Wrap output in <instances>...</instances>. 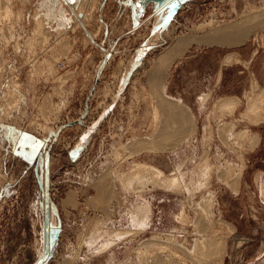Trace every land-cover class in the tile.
I'll return each mask as SVG.
<instances>
[{
	"label": "rangeland",
	"instance_id": "rangeland-1",
	"mask_svg": "<svg viewBox=\"0 0 264 264\" xmlns=\"http://www.w3.org/2000/svg\"><path fill=\"white\" fill-rule=\"evenodd\" d=\"M119 1L131 3L128 13ZM162 10L166 14L160 17ZM119 13L121 19L112 23ZM258 19L264 22V0H0V264H264V27ZM239 22L249 37L240 44L203 41L212 29ZM189 36L197 38L191 50L217 51L205 59L211 66L205 86L211 88L219 77L204 109L213 120L197 121L195 135L170 146L173 141L160 134L167 111L159 107L148 73L178 37ZM113 48L116 71H99ZM136 79L149 103L160 108L158 121L153 115V135L122 136L111 117L104 123L110 128L91 139L101 120L97 110H106L125 83L131 82L136 96ZM165 86L163 98L173 101ZM256 95L259 109L253 115L249 102ZM85 97L93 99L92 111L75 122ZM232 98L240 103L221 109ZM170 125L169 130L176 127ZM156 132L169 148L129 154L131 141L152 139ZM255 136L258 143L251 147ZM90 139L91 147L82 152ZM138 163L153 164L166 175L183 173L182 190L124 189L121 175ZM242 165L235 191L222 174ZM107 176L111 183L101 184ZM177 196L184 202L183 220L180 213L172 216ZM207 197L214 201L203 215L198 204ZM143 202L151 211L141 230L131 221ZM117 230L133 231L112 244L128 242L126 262L124 247L116 259L109 249L98 251ZM204 239L207 244L195 252L196 242ZM217 245L224 247L222 255L214 253Z\"/></svg>",
	"mask_w": 264,
	"mask_h": 264
},
{
	"label": "bare ground",
	"instance_id": "bare-ground-1",
	"mask_svg": "<svg viewBox=\"0 0 264 264\" xmlns=\"http://www.w3.org/2000/svg\"><path fill=\"white\" fill-rule=\"evenodd\" d=\"M162 8H164V7H162ZM5 10H6V14L7 15H10L12 13L11 10H10V6L9 5L6 6ZM163 10H165V9H163ZM163 10L160 13V17H162L164 14H166L165 13L166 10L164 12H163ZM167 12H168V10H167ZM261 14H263V13L261 12ZM257 16H258V14H257ZM37 22H38V27L37 28L40 29L42 23H41L40 20L39 21L37 20ZM259 25L264 27V22L262 20L260 22V20H259ZM245 32L246 31L243 29V24L239 22V23H236V24H233V25H229V26H225V27H221V28H216L215 30L212 29V32L210 34H208L203 41L205 43L209 44V45H215V44L223 45V46L224 45L225 46L237 45V44H240L241 42H243L245 38H249V37H247L248 36L247 32L246 33ZM196 41H197V38L193 37V36L178 37V39L173 44V46H171L170 50L166 51L165 53H163L162 55L159 56L158 60L156 61L155 65H154V68L152 67L153 69L151 70V73L150 72L148 73L149 74L148 82H149L150 86L152 87L151 91L153 90L152 91V92H154L153 94H155V97L159 99V104H158L159 107H163L167 111V114L164 117V119L161 118L162 120H164V125L167 124V123L170 125L172 122H174V123H172L173 125L171 124L172 126H174L176 124V127H174L175 129L172 128V126L170 125L171 127L169 126V128H172L170 130L167 128L168 124L166 126H164V127L162 125L158 124V125L161 126V128H163V131L160 132V134L164 138H168V140L170 141L169 143H171L172 141L175 142V141L178 140L176 143L172 142L171 145L168 143V145H170V146H173V145H176V144L178 146L179 144L183 143L185 140L188 139V137L191 134V128H193L192 127V123H193L194 120L189 115V113L183 108L184 104L182 105V104L179 103V101H176V100H173V101H169L168 100L167 101L165 98H163L161 89L165 86V82L167 81V77H168V72H169L170 66H171L174 58L176 56H178L179 54H182L184 51L188 50V48H190ZM158 99H157V101H158ZM232 100H233V98H232ZM235 100L230 101V102L227 101V102H223V103H221L222 100H220L221 101L220 102L221 103L220 106L222 108L220 106H219V108L223 109V106L224 107L227 106L228 108L230 107L229 108V110H230L232 108L231 105H235V104H237L239 102V99L236 100L237 103L234 102ZM258 100H259V97L256 95L253 98H251V100L249 102V112H251V113L254 112V114L252 113L253 115H255V111L257 109H259V106H258L259 105L258 104L259 101ZM184 106H186V105H184ZM158 108L157 109L155 108L156 110H155V113H154L156 121L159 120L158 116L160 114L159 113V109L160 108L159 109ZM228 108H226V110ZM251 118L255 119L256 116L254 118L253 117H251ZM259 120H261V119L259 118ZM169 121H172V122L169 123ZM252 121H254V120H252ZM162 123L163 122H161V124ZM227 126H226V128H227ZM194 127H195V124H194ZM159 128H158V131L159 130L161 131V129H159ZM166 129H168V130H166ZM157 132H156V135H154V136L158 137V138H155V140H154V136H153L152 139L151 138H145V139L144 138H141V139L136 138L133 141H131L129 143V149L131 150V152L128 151L129 154L132 155L134 153L141 152V150H148V151H151V152L152 151H158V150L160 151V150H164L162 148H165L166 146H167V148H169L168 145L166 144L167 143L166 141H168V140L165 139V141H164L165 143H163L162 142L163 137L159 138V136L157 135L159 133H157ZM225 132H229V131L227 130ZM245 132H247V131H245ZM192 134H193V131H192ZM226 134L228 135V133H225V135ZM170 137H171V139H172V137H174V139L171 140V139H169ZM175 137L177 139H175ZM258 139L259 138L257 136H255V139L252 138L253 144H251V147L255 146L258 143ZM165 144H166V146H165ZM80 145L75 150V152H79L80 151V147H81ZM174 148H175V146H174ZM229 168H230V170L228 172H224L222 174V176L226 177L228 175L229 176L228 177L229 184L234 188L235 191H237L239 186H240L241 178H242V175H243L242 174L243 165L240 166V167H238V166L237 167H235V166L231 167L230 166ZM107 178H108V176L107 177H103L102 180H101L103 182L101 184H103V183H106V184L111 183V181L109 182L107 180ZM183 179H184L183 173H181V172H180V174H177V173L173 172L172 174L166 175V173L163 172V170L161 168H159V167H157V166H155L153 164L138 163V164L135 165V167H133L131 170H129L128 173H126V174L124 173L123 175H121L120 183H121V186L124 189L128 188V189H130L132 191L142 190V189L146 188L147 186L148 187L149 186H155V187H161V188H165V189L167 188V189H171L173 191V190H180V189L182 190V188H183V183H182ZM99 188H100L101 192L104 193L105 188H107V187H106V185H103V186H100ZM262 196H263V200H264V184H263V187H262ZM95 201H97V200H95ZM213 201H214L213 198L207 197V198H205L203 201H201L198 204V205H201L200 211H201V213L203 215H205V211L210 208L209 206L211 205V203ZM143 203L145 205L143 207H139V209L137 210L138 213L133 217V220L131 221V224L134 221V223H136V226L138 227V229L140 228L141 230L145 229L147 224L149 223L148 220H149V215H150V211H151L150 210V205L145 203V202H143ZM196 210H197V208L195 209V211ZM179 215L178 216L180 218L178 217V219H180V220L182 219L183 220L185 218V211H183V209H182V211L180 212ZM196 217H199V216L197 215ZM98 233H99V231H98ZM130 233L133 234V231L130 232V231L117 230V231L112 232L109 235L110 236L109 239H107L105 242L102 243V246L100 247V249L98 251H100V252L103 251L104 252V251L110 249L111 247H113L112 244L116 243L115 240L123 239L124 237H126ZM89 240L91 241L92 239H89ZM207 240L208 239L197 241L194 251L198 252V251L202 250L203 246L207 244ZM114 241H115V243H114ZM210 241L211 240H209V242ZM214 253L222 255L224 253V247L221 246V245H217L215 250H214Z\"/></svg>",
	"mask_w": 264,
	"mask_h": 264
},
{
	"label": "crops",
	"instance_id": "crops-1",
	"mask_svg": "<svg viewBox=\"0 0 264 264\" xmlns=\"http://www.w3.org/2000/svg\"><path fill=\"white\" fill-rule=\"evenodd\" d=\"M119 4H120L119 5L120 10L122 12L128 13V11L131 9V3H129L128 1H123V2L119 1ZM138 5L139 3L136 4L135 9L139 10V12L141 13L142 7H139ZM236 8L237 6L234 5V7H232L231 9L235 11ZM121 13L115 16L112 23H116V22L118 23V21L121 19L120 17ZM128 20L130 22L131 18L128 17ZM140 21L142 22V19H140ZM114 39L115 37H113L109 41H112ZM191 48L190 49L188 48L189 50H187L186 52L184 51L182 54H179L174 58L171 64L172 66L168 73L165 92L172 99L179 101L182 105L183 104L186 105L185 108L188 107L187 110H189V112L192 114L194 120L193 123L195 124L194 127V124L192 123L193 128H191V134L193 131L192 134L193 136L199 130V126L197 127V121L213 120L209 118V115H206L204 109L206 110V105L208 104L207 97L208 96L211 97L213 96L214 93L217 92L219 77L217 79V82L215 81L216 84L214 83V86H211V88H207L208 86H205L207 81H209L208 75L210 74V69H211L210 64L207 65L205 64V59L211 57V55L216 56L217 51H210V48H204V47L195 50H191ZM250 51L253 57L258 53L256 48L254 47L251 48ZM243 52H244L243 50L240 52L241 56ZM107 53L108 56L110 54H114V55L112 56V58H110V60H107V62H105L106 63L105 68H102L99 71L106 72L108 69L109 70L114 69L113 72H115L116 68L112 67V60L117 55V50L113 48L110 52L107 51ZM104 56H105V50H103V59L105 60ZM223 59L225 61L226 57H223ZM101 61L99 62V64L101 63ZM250 61L252 62L253 58H251ZM138 70L141 71V67H139ZM111 72L112 71H110V73ZM106 74L104 75L106 76ZM109 77L110 79L112 78V76ZM134 83L137 92L136 96L132 97L130 90V88L132 87H130L131 82H129L127 86L125 85L124 89L120 93H118L115 99L112 98L109 100L107 105L108 107L106 110L102 109V107L100 108L101 110L100 109L99 111L97 110L96 114L98 115H95V118L97 121L100 119L101 120L99 121L100 123L98 122L99 125L96 128H94V131L91 134V139H94L96 135L101 136L102 132L103 133L106 132L104 131L105 128L106 129L110 128L109 125L105 126L104 124L107 118L109 119L108 122H110V120L112 122V118L114 119V121H116L115 126H117V131H119L122 134V136L123 135L126 136V134H128V137L134 138V137H146L149 135L150 136L153 135L155 131L154 121H153L155 103H149L147 90L145 89L146 91L145 93L142 92L143 86L141 82L138 81V79H136ZM75 84L76 87H78L77 80L75 81ZM92 101L93 99L90 97H85L84 101L83 102L81 101V112L79 111L78 115L76 116L77 118L75 119V122H78L81 119L84 120L87 117H89L92 111V105H93ZM152 106L154 107L152 108ZM84 122L85 121H82V123ZM81 126L84 127L83 124H81ZM201 130L204 131L205 129L202 127ZM91 139L88 140L85 143V145L82 147L81 150L82 152H84L85 148H89V146L91 147L92 144ZM169 161H171L170 158L169 160H167L168 164ZM174 167H176L175 164ZM177 197H178V201L175 202L174 204L175 209L172 211V216L175 217L178 216V214L182 211V209H184L183 199H179L180 198L179 196ZM149 201L151 203H156L155 202L156 200L153 197L149 198ZM158 202H162V201H158ZM160 213H162V211H160ZM125 246H128V242L117 244L116 246L114 245V247L109 249L108 252H112L113 255L112 256L113 258L111 257V259H116L118 255L117 252L119 251V249L124 247L125 251H124V255L122 256V259L124 262H126L131 254L129 248Z\"/></svg>",
	"mask_w": 264,
	"mask_h": 264
},
{
	"label": "snow or ice",
	"instance_id": "snow-or-ice-1",
	"mask_svg": "<svg viewBox=\"0 0 264 264\" xmlns=\"http://www.w3.org/2000/svg\"><path fill=\"white\" fill-rule=\"evenodd\" d=\"M67 2H69V3H75L76 0H67Z\"/></svg>",
	"mask_w": 264,
	"mask_h": 264
},
{
	"label": "built area",
	"instance_id": "built-area-1",
	"mask_svg": "<svg viewBox=\"0 0 264 264\" xmlns=\"http://www.w3.org/2000/svg\"><path fill=\"white\" fill-rule=\"evenodd\" d=\"M58 67L60 68V67H62V65L59 63Z\"/></svg>",
	"mask_w": 264,
	"mask_h": 264
},
{
	"label": "water",
	"instance_id": "water-1",
	"mask_svg": "<svg viewBox=\"0 0 264 264\" xmlns=\"http://www.w3.org/2000/svg\"><path fill=\"white\" fill-rule=\"evenodd\" d=\"M134 68H136V67H134ZM127 83H125L124 85H126Z\"/></svg>",
	"mask_w": 264,
	"mask_h": 264
}]
</instances>
